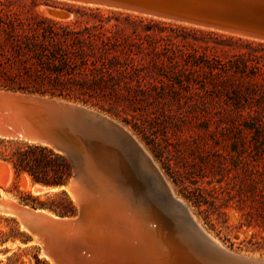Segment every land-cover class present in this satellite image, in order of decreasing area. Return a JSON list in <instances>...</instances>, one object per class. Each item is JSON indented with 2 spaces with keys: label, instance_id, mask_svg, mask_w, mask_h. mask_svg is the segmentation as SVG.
<instances>
[{
  "label": "rangeland",
  "instance_id": "374dc122",
  "mask_svg": "<svg viewBox=\"0 0 264 264\" xmlns=\"http://www.w3.org/2000/svg\"><path fill=\"white\" fill-rule=\"evenodd\" d=\"M0 8L16 12V23L25 26L35 23L37 15L70 23L92 44L88 51L98 63L106 48L105 56L123 69L115 72V89L87 96V103L56 97L100 112L133 136L154 163L142 166L135 159V171L159 177L142 182L148 194L162 197L169 187L221 246L264 257V228L241 226L246 210L239 207L237 194L240 186L264 189V39L71 0H0ZM22 144L0 138V178L14 177L0 183V199L33 206L25 201L31 196L66 210V192L73 212L41 208L76 215L79 206L65 184L35 182L4 159ZM37 183L58 189L34 193L31 186ZM199 192L208 202L193 195ZM0 264L54 263L17 216L0 211Z\"/></svg>",
  "mask_w": 264,
  "mask_h": 264
},
{
  "label": "water",
  "instance_id": "95a60500",
  "mask_svg": "<svg viewBox=\"0 0 264 264\" xmlns=\"http://www.w3.org/2000/svg\"><path fill=\"white\" fill-rule=\"evenodd\" d=\"M71 1L173 17L264 39L260 29L134 0ZM0 138L49 145L74 163V175L65 186L79 206L75 216L0 201V211L17 216L54 264H144L137 263L140 240L130 220L153 233L180 264H264V257L243 255L217 243L169 187L162 197L148 194L142 182L159 177L155 172L153 177L137 173L134 161L142 166H153V161L143 155L133 136L98 111L53 96L0 88Z\"/></svg>",
  "mask_w": 264,
  "mask_h": 264
},
{
  "label": "trees",
  "instance_id": "16d2710c",
  "mask_svg": "<svg viewBox=\"0 0 264 264\" xmlns=\"http://www.w3.org/2000/svg\"><path fill=\"white\" fill-rule=\"evenodd\" d=\"M36 18L35 23L25 26L16 23V12L0 8V88L85 103L87 96L94 97L108 87L115 89L118 85L115 72L121 73L123 69L119 67L120 62L105 56L106 48L98 63L88 51L92 44L70 23L42 15ZM257 132L261 134L262 131L257 129ZM4 159L13 165L18 174L26 171L35 182L47 185L67 184L74 173L70 156L49 145L23 141L21 147L4 156ZM237 191L238 205L246 210L241 226L264 228V189L251 191L240 186ZM63 195L66 210L60 206L62 204H47L31 196L25 201L62 214L73 212L72 199L66 192ZM193 195L199 201L208 202L201 192ZM189 197L192 198L191 195Z\"/></svg>",
  "mask_w": 264,
  "mask_h": 264
},
{
  "label": "bare ground",
  "instance_id": "6f19581e",
  "mask_svg": "<svg viewBox=\"0 0 264 264\" xmlns=\"http://www.w3.org/2000/svg\"><path fill=\"white\" fill-rule=\"evenodd\" d=\"M134 1L157 6L163 9H169L178 13L191 15L193 17H197L201 19L220 21L224 23L260 29L264 31V0H134ZM1 164H3V162ZM10 169H12L11 166ZM5 175L7 174L5 173ZM1 176H3V174ZM4 178L0 180V183L9 184L11 183L14 177L11 173L5 179ZM64 187L68 189L67 186ZM57 189L58 187L45 186L38 183L31 186V190L34 193H43L49 190H57ZM3 200L14 201L15 198L12 199L4 196ZM44 211L54 215V213L51 211H47V210ZM95 212L96 210H93V214H96V216L98 217L99 214ZM97 222H100V220H98ZM130 223L135 225V228L138 231L137 234L138 239L140 240L138 245L140 247V253H139V258L137 259V263L143 262L144 264H180L179 261H177L176 258L169 252V250L167 249L168 247L165 244L163 245L161 241L158 240L153 235V233L146 230L145 227H142V225L138 224V222L130 220ZM129 243L130 241H127V244ZM256 258H260V257H256Z\"/></svg>",
  "mask_w": 264,
  "mask_h": 264
}]
</instances>
